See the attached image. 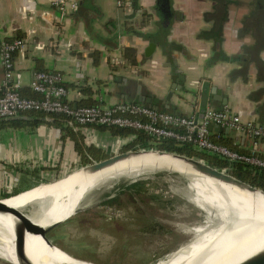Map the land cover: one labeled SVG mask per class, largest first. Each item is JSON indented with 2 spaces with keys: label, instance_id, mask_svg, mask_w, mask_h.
<instances>
[{
  "label": "crops",
  "instance_id": "crops-1",
  "mask_svg": "<svg viewBox=\"0 0 264 264\" xmlns=\"http://www.w3.org/2000/svg\"><path fill=\"white\" fill-rule=\"evenodd\" d=\"M169 4L167 18L158 0H79L77 11L63 18L53 0H0V37L26 41L25 49L13 55L21 94L34 92L30 84L36 71H54L63 76L73 106L143 103V95L160 110L190 115L198 113L207 82L226 99L224 110L264 124V0ZM151 43L156 47L147 54ZM4 76L0 59V82ZM210 103L222 110L223 101L213 93ZM77 133L86 147L107 157L133 142L130 135L93 126ZM212 137L240 153L252 151L253 139L244 133L214 126ZM256 154L264 158V141ZM84 158L89 159L50 120L1 129L0 197L66 175Z\"/></svg>",
  "mask_w": 264,
  "mask_h": 264
},
{
  "label": "bare ground",
  "instance_id": "bare-ground-1",
  "mask_svg": "<svg viewBox=\"0 0 264 264\" xmlns=\"http://www.w3.org/2000/svg\"><path fill=\"white\" fill-rule=\"evenodd\" d=\"M157 169L176 170L188 177L192 190L188 199L208 216L200 225H183L193 237L155 264H236L264 247V194L241 190L167 156L134 158L92 176L78 169L67 179L42 184L5 202L17 208L26 206L28 215L47 227L70 218L95 191L108 188L119 179L135 180ZM14 221L10 215L0 214V258L17 264ZM26 249L34 264H92L50 248L40 236L32 234L27 235Z\"/></svg>",
  "mask_w": 264,
  "mask_h": 264
},
{
  "label": "rangeland",
  "instance_id": "rangeland-1",
  "mask_svg": "<svg viewBox=\"0 0 264 264\" xmlns=\"http://www.w3.org/2000/svg\"><path fill=\"white\" fill-rule=\"evenodd\" d=\"M90 162L81 160L66 174ZM166 170L135 180L122 178L95 191L87 198L95 206L63 222L51 236L71 254L98 264H155L193 237L183 225H200L208 216L188 199V177ZM132 184H137L132 191L118 193L121 186ZM0 264L13 263L0 258Z\"/></svg>",
  "mask_w": 264,
  "mask_h": 264
},
{
  "label": "built area",
  "instance_id": "built-area-1",
  "mask_svg": "<svg viewBox=\"0 0 264 264\" xmlns=\"http://www.w3.org/2000/svg\"><path fill=\"white\" fill-rule=\"evenodd\" d=\"M53 4L63 18L70 17L79 8V0H53ZM25 46L26 41L21 37H0V59L5 68V76L0 82V120L28 112L63 114L67 117L66 125L74 131L83 130L87 126L142 131L153 140L174 139L179 143L191 144L198 150L218 155L229 162L239 161L264 168V158L256 154L260 141H264V124L253 120L244 121L240 115L230 110L208 108L200 117L198 113L176 115L135 102H118L108 107L73 106L67 99L69 90L64 85L63 76L54 71L34 73L30 87L40 98L23 96L18 91L21 80L14 72L13 55L25 49ZM212 126L235 130L249 136L253 139L251 153H240L214 141ZM135 138V135L129 136L131 141ZM87 156L90 163L97 161L88 153ZM222 170L230 173L231 169Z\"/></svg>",
  "mask_w": 264,
  "mask_h": 264
},
{
  "label": "water",
  "instance_id": "water-1",
  "mask_svg": "<svg viewBox=\"0 0 264 264\" xmlns=\"http://www.w3.org/2000/svg\"><path fill=\"white\" fill-rule=\"evenodd\" d=\"M160 2V10L165 14V16L168 18L170 16V4L169 0H158ZM166 18L167 22L169 21ZM166 22V25H167ZM156 47L155 43H151L147 49V54L152 52ZM167 96L166 102V107H170V100L174 94V87L172 88ZM214 94V99H220L223 101V105L221 106V109L224 110V106L227 104L226 99L220 96V91L217 90L216 88H209L208 83L204 82L200 91L199 95V102H198V114L200 117L203 116V114L207 111L208 108L210 107V95ZM139 100L144 103L145 106L150 107L155 110H160L158 106L153 105V101L150 97L147 96H140ZM175 114V113H174ZM176 115H179L177 113ZM17 120H26V121H33L34 118L28 115H17L15 117H10L7 119H2L0 122H5V121H17ZM45 121H48L49 119L45 118ZM213 126L211 127V129ZM146 155H155L157 157H163L167 156L172 159L178 160L186 164L187 167L192 168L196 171L201 172L202 174H205L211 178H214L216 180H220L221 182L227 183V184H232L238 187L241 190H246L251 193H259V194H264V190L261 188H258L256 186H253L245 181L240 180L239 178L235 177L231 173L218 169L215 167H212L205 161L198 159V158H192L188 157L186 155H181L178 153H173V152H167V151H162V150H157V149H142V148H137V149H131L127 151H119L113 155H110L109 157L90 163L88 165H85L84 167H79L80 173H83L84 175L87 176H92L95 175L103 170L112 168L116 166L119 163L134 159V158H139L142 156ZM75 169L74 171L78 170ZM72 171V172H74ZM72 172L66 174L68 176H62L60 178H57L52 181H43L40 182L39 184L28 188L24 191L18 192L16 194L7 196V197H0V214L2 215H10L14 218V231H15V255L17 259V264H34L28 257L27 255V235L32 234L35 236H40L44 242L53 249H58L61 252H64L68 254L69 256L75 258L77 261L80 262H85V263H92V264H98L93 261H89L86 259H82L78 256H75L71 254L70 252L66 251L64 248L59 246L58 243L55 242L54 238L51 236L52 232L54 231L55 228H57L59 225H61L63 222H57L55 224L49 225L47 227H43L42 225L40 226L38 223H36L29 215L28 212L26 211V206H23L21 208L13 207L7 204L5 201L9 198H12L14 196L20 195L24 192L30 191L36 187H39L42 184H54L56 182H59L61 180L67 179L70 176L74 175ZM78 172V171H77ZM84 178V177H83ZM108 200V198L104 199L103 201ZM30 205V204H29ZM28 206V205H27ZM95 205H88L87 203H83L82 206H80L78 209L75 210V213L72 214V216L77 215L79 213H82L84 211H87L91 209ZM71 216V217H72ZM70 217V218H71ZM69 219V218H68ZM67 219V220H68ZM65 220V221H67ZM64 221V222H65ZM233 256L231 257V259ZM14 264V263H13ZM236 264H264V247L261 248L260 250L256 251L255 253L249 255L248 257L240 260Z\"/></svg>",
  "mask_w": 264,
  "mask_h": 264
},
{
  "label": "trees",
  "instance_id": "trees-1",
  "mask_svg": "<svg viewBox=\"0 0 264 264\" xmlns=\"http://www.w3.org/2000/svg\"><path fill=\"white\" fill-rule=\"evenodd\" d=\"M128 51H130V49ZM130 58H132V56ZM133 63H134V60H133ZM18 91L20 92L19 89ZM25 97L40 98L41 96L35 92H32V93L30 92V94L26 95ZM81 106H98V105L95 102H90V103H83L81 104ZM26 115L33 117L34 120L33 121L17 120V121L0 122V130L5 129V128L16 129V128H26L30 126L35 127L41 121L46 122L44 119L48 118L50 120V123L53 126L61 130L63 137L68 136L72 140L75 141L76 149L82 156H86V154L88 153L90 154L91 157H93V159L97 161L107 158V156L103 152L95 149L94 147L85 146L83 142V136L77 133L78 131H74L73 128L66 125L67 117L65 115L54 114V113L46 114L43 112H28L26 113ZM97 127L102 130L109 129L112 131L114 135H118V136L135 135L136 136L135 140H133V142L125 146L123 148V151L141 147V148H147V149H157V150H162V151H167V152H173V153H178L181 155H186L192 158H198V159L205 161L212 167H215L218 169L230 168L231 169L230 173L234 175L235 177L264 190V168H258V167L251 166L243 162H239V161L229 162L226 159H223L218 155H213L205 151L198 150L191 144L179 143L175 141L174 139H165L161 141L153 140L149 135H147L146 133L142 131H134L131 129H119L116 127H106V126H97ZM84 159H87V158H84ZM86 161L87 163L90 162V160L88 159ZM135 186H137V184L121 186L118 190V193H124L127 190L132 191Z\"/></svg>",
  "mask_w": 264,
  "mask_h": 264
},
{
  "label": "flooded vegetation",
  "instance_id": "flooded-vegetation-1",
  "mask_svg": "<svg viewBox=\"0 0 264 264\" xmlns=\"http://www.w3.org/2000/svg\"><path fill=\"white\" fill-rule=\"evenodd\" d=\"M110 199V198H109Z\"/></svg>",
  "mask_w": 264,
  "mask_h": 264
}]
</instances>
